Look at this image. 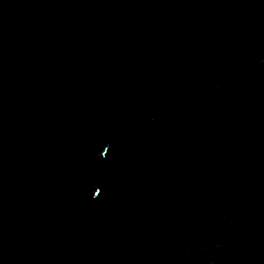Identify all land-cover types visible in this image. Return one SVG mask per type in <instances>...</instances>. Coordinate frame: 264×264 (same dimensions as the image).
Masks as SVG:
<instances>
[{
	"label": "water",
	"instance_id": "95a60500",
	"mask_svg": "<svg viewBox=\"0 0 264 264\" xmlns=\"http://www.w3.org/2000/svg\"><path fill=\"white\" fill-rule=\"evenodd\" d=\"M0 264H264V0H0Z\"/></svg>",
	"mask_w": 264,
	"mask_h": 264
}]
</instances>
